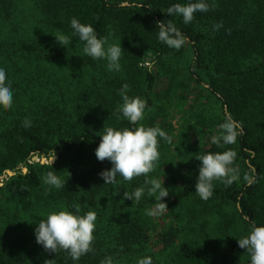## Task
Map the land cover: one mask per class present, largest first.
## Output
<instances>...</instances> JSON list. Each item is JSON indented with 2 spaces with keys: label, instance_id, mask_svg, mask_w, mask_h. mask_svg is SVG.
<instances>
[{
  "label": "trees",
  "instance_id": "trees-1",
  "mask_svg": "<svg viewBox=\"0 0 264 264\" xmlns=\"http://www.w3.org/2000/svg\"><path fill=\"white\" fill-rule=\"evenodd\" d=\"M176 2L186 0H0V66L14 88L12 108H0V171L18 163L26 167L13 176L19 186L11 194V206L0 203V264H73L67 252H48L34 236L48 212L73 204L82 213H97L93 251L77 264H100L105 256H112L114 264H137L145 256L152 264H230L238 251L247 252L231 240L218 258L198 241L175 243L174 237L179 224L192 226L224 204L230 208L224 226L240 221L248 231L264 224V0H214L215 7L195 13L188 25L163 12ZM72 17L91 24L98 36L111 33L110 43H120L125 64L119 73L107 71L105 61L83 55L77 37L66 48L57 43L55 34H71ZM168 20L193 48L189 77L200 83L204 71L212 78L211 93L240 124V135L235 145L211 143L195 156L187 180L166 205L175 221L161 235L167 238L163 248L156 250L149 234L153 217L146 214L155 198L145 196L140 203L123 198L144 177L126 182L118 176L117 184L104 183L99 173L111 164L98 161L94 150L104 125L130 127L113 115L123 84L129 85L130 96L152 107L155 75L141 63L149 52L157 60L174 55L157 40L156 22ZM218 23L222 26L213 30ZM25 118L32 121L29 128L22 126ZM226 149L237 153L240 178L222 183L210 199L201 200L194 192L196 158ZM52 151L57 156L53 169L69 176L65 189L45 192L41 176L51 169L29 160Z\"/></svg>",
  "mask_w": 264,
  "mask_h": 264
},
{
  "label": "clouds",
  "instance_id": "clouds-1",
  "mask_svg": "<svg viewBox=\"0 0 264 264\" xmlns=\"http://www.w3.org/2000/svg\"><path fill=\"white\" fill-rule=\"evenodd\" d=\"M215 7V2L209 0H186V3L176 2L168 6L163 12L169 17L181 18L185 25L195 19V13L207 12ZM71 34L57 33L54 35L57 43L66 48L73 37L82 43V54L93 61H105L109 72L119 73L122 69L121 58L123 50L120 43H110L111 33L98 36L91 24L82 23L72 17L69 21ZM222 24L213 25L218 30ZM157 40L167 47L180 50L187 42V37L172 20L157 21ZM128 84H123L118 90L121 100L113 111L116 120H127L130 127L103 126L99 134L100 141L94 150L98 161L108 160L111 167L102 170L99 175L106 184H117V177L131 182L134 177H144L143 183L131 192L123 193V198L140 203L145 196L154 197L157 201L154 208L146 210L149 216L161 214L167 207L162 198L168 196V189L164 186L163 176H150L155 171L160 158V140L169 141L165 131L155 126H145L143 121L147 102L139 96H130ZM14 102L13 81L7 71L0 66V108L10 110ZM31 119L25 118L24 128H29ZM240 135V124L230 115H226L218 125V133L212 135L211 143L217 147L235 145ZM237 153L232 149L221 152H206L198 156V175L195 180V194L207 201L213 196L214 182L219 181L231 185L240 178V169L236 165ZM54 151L47 157V165L51 169L41 176L45 192L51 189H65L67 178L58 175L52 167L55 161ZM245 180L249 177L245 175ZM97 213L88 210L82 213L79 205L63 206L50 211L41 219L34 229L35 241L46 251L57 254L67 252L68 256L77 264L80 258L93 251L95 240ZM238 246L248 252L250 264H264V224H253L245 236L237 239ZM100 264H114L112 256H105ZM137 264H152L150 257L138 258Z\"/></svg>",
  "mask_w": 264,
  "mask_h": 264
},
{
  "label": "rangeland",
  "instance_id": "rangeland-1",
  "mask_svg": "<svg viewBox=\"0 0 264 264\" xmlns=\"http://www.w3.org/2000/svg\"><path fill=\"white\" fill-rule=\"evenodd\" d=\"M121 4L126 3L122 2ZM176 51L169 48V53L173 52L170 54L174 55L172 57L163 56V59L158 60L152 54L147 55L141 63L155 75V85L150 94L152 107L145 110L143 123L145 126L161 128L170 137L167 142L160 140L158 149L160 158L155 171L149 174L155 177L163 176L164 186L168 189V196L162 198L166 205L174 193L181 188L183 182L187 180L195 156L201 149L211 144L210 138L218 133V125L226 115H230L223 101L211 93V77L204 71L199 72L200 83L189 77V65L194 58L191 44L187 41L183 49L175 53ZM148 56L150 59H147ZM123 64L125 61H122L121 58L122 69L124 68ZM171 72L175 75L172 76ZM150 119L153 120L151 124H149ZM164 144H166L165 147ZM50 154L41 156L46 159L43 163L40 162L41 157L38 156H33L29 163L47 165V157ZM34 157L37 158L34 159ZM235 163L238 165V162L235 161ZM18 169H21L23 173L26 172V167L22 163H18L14 169L0 171V187H3L0 190L1 205L11 206V200H14V194H11L16 191L15 189L19 185L13 180V176ZM221 184L222 182L219 181L214 182V190ZM155 205L156 203L151 208H154ZM217 210L218 215L215 216ZM211 211L213 212L206 218L197 221L192 226H184L186 223L179 224L177 235L174 237L175 243L182 239L198 241L204 244L213 256L219 258L227 250L228 242L237 241L248 233L249 230L245 231V225L240 221H232V226H224L227 222V218L224 217L230 212V208L225 204L224 206H215L208 212ZM152 217L154 222L149 232L150 242L156 250H161L164 241L167 240L165 236L161 235L162 233L165 235L175 220L167 209ZM247 259H250L248 252L240 250L232 258L230 264H242Z\"/></svg>",
  "mask_w": 264,
  "mask_h": 264
},
{
  "label": "water",
  "instance_id": "water-1",
  "mask_svg": "<svg viewBox=\"0 0 264 264\" xmlns=\"http://www.w3.org/2000/svg\"><path fill=\"white\" fill-rule=\"evenodd\" d=\"M126 5V4H124ZM148 55H151V53L149 52ZM147 59H150V57L148 56ZM56 157V156H55ZM37 157H34V159H36ZM56 159V158H55ZM46 159L44 157H41L40 162L43 163ZM10 174V172H8Z\"/></svg>",
  "mask_w": 264,
  "mask_h": 264
}]
</instances>
